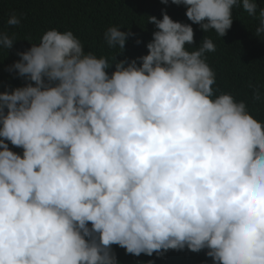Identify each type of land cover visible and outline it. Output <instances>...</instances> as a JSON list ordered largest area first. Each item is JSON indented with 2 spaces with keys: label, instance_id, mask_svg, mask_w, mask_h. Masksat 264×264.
Returning a JSON list of instances; mask_svg holds the SVG:
<instances>
[{
  "label": "clouds",
  "instance_id": "obj_1",
  "mask_svg": "<svg viewBox=\"0 0 264 264\" xmlns=\"http://www.w3.org/2000/svg\"><path fill=\"white\" fill-rule=\"evenodd\" d=\"M149 1L104 33L120 55L145 30L143 56L109 62L50 29L8 68L29 82L0 92V264H119L113 245L264 264V85L225 80L228 48L210 39L247 14L254 38L235 69L264 59V7ZM15 41L0 33L7 52Z\"/></svg>",
  "mask_w": 264,
  "mask_h": 264
},
{
  "label": "trees",
  "instance_id": "obj_2",
  "mask_svg": "<svg viewBox=\"0 0 264 264\" xmlns=\"http://www.w3.org/2000/svg\"><path fill=\"white\" fill-rule=\"evenodd\" d=\"M150 3L149 0H0V33L14 36L16 40L8 52L0 48V92L23 87L29 82L17 76L15 71L9 72L8 68L20 59L18 52L28 50L31 44H38L42 35L50 29L60 32L72 31L81 41L86 52H92L97 58L106 57L112 62V58L121 50L118 47L109 48L104 33L111 26H130L138 22ZM256 3L264 7V0H256ZM12 14L20 19V24L15 27L7 24V19ZM256 22L247 14L245 19L239 17L238 13H233L232 27L224 37L220 38L214 30L210 34V39L218 45V50L222 47L228 48L225 58V80L229 82L233 72L238 71L245 84L251 89L258 83L264 85V59L243 62L241 68H235L238 65L237 61L247 52L253 41L252 26L255 27ZM251 33L249 43L241 47L239 41ZM144 37L145 30L132 33L127 39L125 51L117 56V60L126 58L131 60L143 56L145 50H139ZM138 40L139 44H137ZM259 41L262 40L257 38V42ZM113 71L115 66L107 70L109 75ZM31 83L35 86V82ZM219 91L226 90L219 88ZM253 106L263 112L264 100L257 101ZM9 148L22 155L23 150L12 146L10 142ZM112 248L119 264H148L149 261L154 264H213L212 259L206 256L207 249L194 253L185 248L181 251L168 250L162 256L156 253L152 256L143 253L135 256L126 253V250L118 245H113Z\"/></svg>",
  "mask_w": 264,
  "mask_h": 264
}]
</instances>
